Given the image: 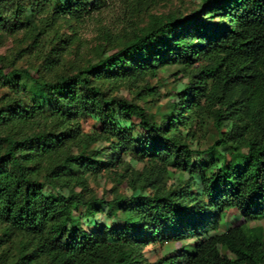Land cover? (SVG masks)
Segmentation results:
<instances>
[{
  "label": "trees",
  "instance_id": "trees-1",
  "mask_svg": "<svg viewBox=\"0 0 264 264\" xmlns=\"http://www.w3.org/2000/svg\"><path fill=\"white\" fill-rule=\"evenodd\" d=\"M57 1L37 0V5ZM103 6L104 0H65L56 8L81 19ZM29 21L22 0H0V44ZM164 61L179 65L190 79L178 95L179 105L170 111L174 115L182 107L177 131L172 132L175 117L169 119V113L160 123L158 115L127 99L108 98L93 83L121 72L140 82L148 66ZM53 63L48 58L47 68ZM0 79L23 91L28 80L36 89L30 104L10 102L0 108V223L6 226V236L19 231L34 242V247L31 240L25 243L24 252L10 264H264V230L250 226L264 219V0H204V7L186 19L155 18L122 49L54 83L39 82L30 70L7 72L0 58ZM93 114L103 129L120 139L111 148L116 159L139 130L147 133L146 146L173 149L165 156V167L138 175L139 194L98 200L82 188L66 196L61 191L67 187L64 177L96 175L111 164L85 153L65 156L41 178L35 160L56 154L73 137L70 129L46 131L41 125L54 115ZM210 119L218 137L201 150L192 142L201 145L206 140ZM15 121L36 123L40 130L22 138L6 134ZM209 154V160L201 158ZM175 172L180 184L168 187ZM194 175H199L203 195L213 208L235 210L243 223L148 262L142 247L155 240L189 239L185 226L206 210L204 204L196 205L191 192L198 185ZM115 203L121 205L120 215ZM80 206L85 213L77 217ZM105 207L120 223L83 228V217H93Z\"/></svg>",
  "mask_w": 264,
  "mask_h": 264
},
{
  "label": "rangeland",
  "instance_id": "rangeland-1",
  "mask_svg": "<svg viewBox=\"0 0 264 264\" xmlns=\"http://www.w3.org/2000/svg\"><path fill=\"white\" fill-rule=\"evenodd\" d=\"M64 1L38 6L37 0H22L28 9L30 21L18 32L6 35L0 44L1 64L7 72L30 70L39 82L54 83L61 77L78 75L90 65L103 60L111 50L122 49L135 36L142 34L155 18L172 15L186 19L204 7V0H104L102 9L92 10L83 18L76 19L66 11L56 8L58 3ZM37 35L39 37L35 44ZM48 58L54 61L51 69L46 65ZM180 71L179 65L164 61L156 66H148L146 76L140 82L121 72L93 79V83L100 86L108 98L127 99L139 104L148 113L158 115L160 123L161 116L169 113V119L175 117L173 132L179 126L182 107L179 106L180 110L174 115L170 111L175 105H179L178 95L186 90L190 82ZM21 82L24 83L25 80ZM26 82L27 88L23 91L13 83L0 79V108L10 102L30 104L36 89L31 82ZM123 125L130 126V123L123 122ZM66 129L72 131L73 137L56 154L35 160L41 178L56 162L69 154L85 153L95 159L111 162L108 168L96 175L84 176L75 173L64 177L67 187L61 188V191L66 196L80 193L82 188L87 190V196L98 200H120L135 196L142 187V183L137 180L138 175L146 170L162 169L167 163L165 156L174 153L168 146H146L143 143L147 133L139 130V133L133 132L125 149L117 154L116 159L111 148L120 139L112 131L103 129L97 114L69 118L54 115L41 125V130L46 131L61 132ZM38 130L40 128L36 123L15 121L5 129V133L22 138ZM206 130V140L201 145L192 142L194 147L204 150L214 143L218 132L211 119ZM219 152L227 154L228 150L220 149ZM212 157L209 154L201 158L207 161ZM178 176L179 172H175V177L167 183L168 187L179 186ZM185 178L186 181L189 180V176ZM193 179L198 183L191 191L197 197L196 205L204 204L206 210L185 226L188 234H191L189 239L171 242L155 240L142 247V254L148 262H155L185 246L223 234L236 224L243 223L237 211L219 212L213 208L203 195L199 175H194ZM114 211L121 214L119 203H115ZM84 213L80 206L74 214L80 217ZM115 223H120L119 219L110 215L106 207L103 212L82 219V226L86 230L112 226ZM250 226L264 230V219L252 222ZM5 231L6 226L0 223V264L14 262L24 252V244L32 241V237L25 233L14 231L6 236Z\"/></svg>",
  "mask_w": 264,
  "mask_h": 264
}]
</instances>
